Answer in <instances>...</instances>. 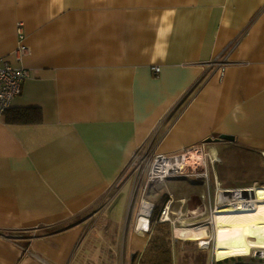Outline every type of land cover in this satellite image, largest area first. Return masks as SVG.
I'll list each match as a JSON object with an SVG mask.
<instances>
[{
  "label": "crops",
  "instance_id": "1",
  "mask_svg": "<svg viewBox=\"0 0 264 264\" xmlns=\"http://www.w3.org/2000/svg\"><path fill=\"white\" fill-rule=\"evenodd\" d=\"M0 59L30 73L0 115V264H89L101 235L141 255L120 190L143 153L204 145L213 184L264 186V0H0Z\"/></svg>",
  "mask_w": 264,
  "mask_h": 264
},
{
  "label": "bare ground",
  "instance_id": "2",
  "mask_svg": "<svg viewBox=\"0 0 264 264\" xmlns=\"http://www.w3.org/2000/svg\"><path fill=\"white\" fill-rule=\"evenodd\" d=\"M185 161L182 157L163 160L157 172L165 175L169 169ZM253 190L255 194L252 197H246L242 192L220 197L221 201L226 200L228 203L215 209V251L219 259L236 254L246 255L252 248L264 247V186ZM171 191L175 201L170 213L177 223L176 234L195 240L197 246L207 247L212 238L211 230L207 226L198 225L209 216L202 186L193 185L187 180H173ZM153 208L154 203L144 199L137 215L138 232L146 237L150 231Z\"/></svg>",
  "mask_w": 264,
  "mask_h": 264
},
{
  "label": "rangeland",
  "instance_id": "3",
  "mask_svg": "<svg viewBox=\"0 0 264 264\" xmlns=\"http://www.w3.org/2000/svg\"><path fill=\"white\" fill-rule=\"evenodd\" d=\"M200 146H203L207 152L211 153L210 151L211 149L209 147H206L204 145H200ZM212 148H214V146ZM143 156H144V153L142 154V156L137 155V157L134 158V160L131 162V164L126 170L124 178L132 174L136 180H134V178L131 177L126 182V184L123 186V188L120 190V192H122L121 194H124L126 197V201L123 203L124 210H130L131 208L135 209L137 206L139 197H140V201L142 198H145L149 201H152L153 203L154 202L156 203V205L158 206V209H157V216H158L160 214L162 206L168 199L172 200L171 205H173V202L175 201L173 192L171 191V182L173 180H187L191 182L193 185L202 184V181L200 179L194 177L195 172H200L203 169V166L200 165L198 162H196V158L194 154L191 157V159H189V163H188L189 175H187L188 177H183V178L172 177V178H167L165 180H162L161 178H159V179H154L151 181H149V175L151 173L152 166H153V157L147 156L146 158H143ZM206 157L208 161V172H209V178H211V185H210V188L206 186L207 189H205L206 191L205 195H206L207 201H210V200L212 201H211V208H208L209 216L204 218L203 221L199 223L198 225H203V226H207L210 228L211 237H212L211 242L209 243L208 247L202 248L200 246H197L194 241H189L188 239L181 237V235H177L173 227L172 228L173 236L174 235L178 236V238L175 237L176 239L173 238L175 264H212V258H213L214 250L216 247V238H217L216 229H214L215 228L214 217L216 215L215 209L218 206L223 207L225 204L228 203L226 200H223V198H222L223 201L219 202L221 195L229 196L230 194H232L231 192L224 193V194L222 192L225 191L226 189L230 191H235L237 189H245L244 186L241 187L233 183H228V184L223 183L222 185H219V186L216 184H213L212 181L215 178V176L213 175L214 171L211 168L209 156H206ZM258 163L264 166V160L262 158L258 159ZM213 176L214 178H212ZM235 177H236L235 174L231 173V180L233 182L236 181ZM166 185H168V187ZM258 186H249L246 188H250V187L256 188ZM133 187L136 188V191L134 192L136 193L135 195H133V191H134ZM145 188L147 189L145 190ZM169 189H170V193L168 192ZM120 206L121 205L119 203H115L113 205V208L116 207L117 209H119ZM138 207L139 206H137L136 209H138ZM95 244H96L94 246L95 249H93V251L91 252L92 262L90 260L89 264H131L132 262L136 260V256L138 254L137 250H133L132 252H130V250H126L125 259L122 260L123 258L121 255L122 250H117V257L112 260H109L110 259L109 257L103 258V253L108 252L109 250H103L100 247L103 245L102 235L95 239ZM96 246H98V248H96ZM260 250H261L260 248L255 249V250L253 249L250 252V254H247L244 256L243 254L242 255L236 254L235 256H232L231 258L243 257V259H241L243 262H252V263L259 262V261L264 262V259H261L264 256H262L258 252ZM254 251H256L255 254L253 253ZM231 258H228V259H231ZM230 262L232 264L234 263V261H230Z\"/></svg>",
  "mask_w": 264,
  "mask_h": 264
},
{
  "label": "built area",
  "instance_id": "4",
  "mask_svg": "<svg viewBox=\"0 0 264 264\" xmlns=\"http://www.w3.org/2000/svg\"><path fill=\"white\" fill-rule=\"evenodd\" d=\"M19 29L21 28L19 27ZM27 51H28V47L21 44L18 50L20 58H22V56ZM159 71H160L159 67L155 68V72H159ZM29 75L30 73L27 68L13 66L7 60L0 59V115L4 114L11 107L14 100L20 95L21 90H22V84L29 77ZM193 154L195 155L196 162H198L200 165L203 166V169L200 172L194 173V177L200 179L204 185H207V187L210 188L211 182L209 178L208 161H207L206 156H209L210 163L212 162L213 159L211 155L205 150V148L200 145L193 146L192 148H189L188 150H185L182 153H178L175 155L157 156L153 162L150 177L152 179L161 178L162 180H165L167 178H172V177L174 178L188 177L187 176L189 175L188 163H189V159H191ZM178 157H182V159H185L186 161L184 163L179 164L175 168L169 169V171L165 175H161L160 173L157 172V170L160 167L159 164H161L163 160L174 159ZM252 189H255V188L250 187V188H245V189H237L235 191H230L226 189L222 193L224 194V193L231 192V193L237 194L238 192H242V195H246L243 193L242 190H252ZM252 196H253L252 194L246 195V197H252ZM171 202L172 200H168L166 204L163 206L159 214V220L163 222L169 221L173 224L175 228L177 223L173 220L174 218L172 217L170 213ZM219 202H221V200ZM150 222H151V216H150ZM149 229H151V226ZM263 256H264V253H263ZM231 257L232 256L219 259L217 257L216 251L214 250L212 264H232L231 262L226 263L224 261ZM261 259H264V257H262ZM233 264H264V262L263 261L254 262V263L234 262Z\"/></svg>",
  "mask_w": 264,
  "mask_h": 264
},
{
  "label": "trees",
  "instance_id": "5",
  "mask_svg": "<svg viewBox=\"0 0 264 264\" xmlns=\"http://www.w3.org/2000/svg\"><path fill=\"white\" fill-rule=\"evenodd\" d=\"M19 113L22 115L15 116L18 120L26 122L36 120V117H34V119L30 118L23 110H20ZM9 119L14 120L12 118ZM250 156L249 153H241L242 158H250ZM224 160V163L218 166L221 180H226L228 172L237 176V174L242 175L244 171L248 170V163L244 162L242 159L236 161ZM157 209L158 206L156 205L151 216V237L148 240L147 247L141 255L137 254L133 264H175L173 247L174 237L172 233L173 224L169 221H160L159 215L157 216ZM241 259H243V257H234L225 262H243Z\"/></svg>",
  "mask_w": 264,
  "mask_h": 264
},
{
  "label": "water",
  "instance_id": "6",
  "mask_svg": "<svg viewBox=\"0 0 264 264\" xmlns=\"http://www.w3.org/2000/svg\"><path fill=\"white\" fill-rule=\"evenodd\" d=\"M234 141V137L228 134H221L218 138H208L206 143H210V142H219V141ZM244 194L248 195V194H254V190H242ZM263 255V252L261 253ZM134 257V256H133Z\"/></svg>",
  "mask_w": 264,
  "mask_h": 264
},
{
  "label": "clouds",
  "instance_id": "7",
  "mask_svg": "<svg viewBox=\"0 0 264 264\" xmlns=\"http://www.w3.org/2000/svg\"><path fill=\"white\" fill-rule=\"evenodd\" d=\"M150 224H151V222H150Z\"/></svg>",
  "mask_w": 264,
  "mask_h": 264
}]
</instances>
